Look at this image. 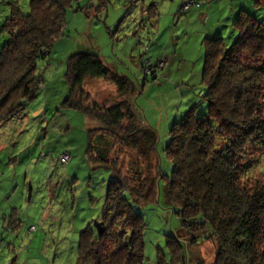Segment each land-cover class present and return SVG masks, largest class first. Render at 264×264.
Returning a JSON list of instances; mask_svg holds the SVG:
<instances>
[{
  "label": "trees",
  "instance_id": "1",
  "mask_svg": "<svg viewBox=\"0 0 264 264\" xmlns=\"http://www.w3.org/2000/svg\"><path fill=\"white\" fill-rule=\"evenodd\" d=\"M108 2L98 0V5L92 6H101L105 12ZM192 2L200 4L198 0ZM185 3L180 5L181 13L190 9H182ZM255 3L264 6V1ZM8 4L10 11L0 23V33L6 37L0 48V123L12 119L39 93L45 97L47 122L43 140L40 136L42 146L51 132V137L66 135L51 129L57 111L70 110L74 117L79 113L98 121L99 125L87 123L88 129L80 127V148L89 171L109 173L104 179L101 218L81 231L77 263L148 264L144 238L147 223L134 207L146 195L142 186L133 185L137 178L125 175V166L118 158L125 155L120 145L134 147L143 156L158 152L156 131L135 108L139 85L108 65L98 51L80 46L68 55L64 76L49 86L45 71L57 64L53 56L56 44L67 33L69 16L88 7L80 8L81 0H30L27 9L21 0H8ZM86 15L89 17L88 12ZM233 28L237 38L231 44L224 37L204 38L201 84L207 110L198 115V105L194 104L173 123L164 149L172 172L163 173L160 164L151 182L157 191L154 202L170 209L181 226L180 234H168L167 250L158 249L156 264H193L194 246L203 241L216 246L213 264H264V180H252L254 169L264 171V22L241 9ZM157 72L150 73L154 81ZM88 80L115 83L121 97L134 92V103L130 106L127 100L101 102L91 98L85 87ZM41 110L37 107L34 112ZM19 130H3L0 139L13 148ZM71 140L50 148L60 150L56 159L60 163L63 154L69 155V161L62 164L65 167L77 158L66 148ZM6 155L11 163L17 160L11 153ZM126 159L130 169L134 161ZM123 163L127 166L125 159ZM135 173L143 174L142 169ZM4 176H0V190L8 180ZM20 176L24 186L23 174ZM22 194L18 190V196ZM2 203L1 215L5 217L3 213L13 207L12 218L16 220L15 203L9 207Z\"/></svg>",
  "mask_w": 264,
  "mask_h": 264
},
{
  "label": "rangeland",
  "instance_id": "2",
  "mask_svg": "<svg viewBox=\"0 0 264 264\" xmlns=\"http://www.w3.org/2000/svg\"><path fill=\"white\" fill-rule=\"evenodd\" d=\"M29 1L21 0L25 9ZM198 2L199 5H193L192 0H109L104 12L101 6H92L98 5V0H81L80 8H88L70 14L67 33L56 44L53 61H57V64L45 71V79L50 86L64 76L70 52L82 46L98 51L108 65H113L119 73L128 75L139 85L135 108L156 131L158 152L143 156L134 147L120 145V151L125 152V155L123 153L118 158L122 167L125 166V175L137 178L133 185L142 186L143 194L146 195V199L140 198L134 207L147 223L144 238L148 264H156L158 249L167 250L168 234H180L179 219L173 216L170 209L154 202L157 191L151 182L160 164L163 173L172 172V165L164 157V149L173 123L180 121L194 104L198 105V115L207 110L201 84L203 40L205 37H224L228 44L235 41L237 36L233 22L241 9L264 22V6L256 5V0ZM182 3H185L182 7L184 11L190 8L185 13L179 11ZM9 11L8 0H0V23ZM5 39L0 33V48ZM149 62L152 65L147 66ZM154 70L158 71L155 81L150 74ZM85 85L90 97L98 101L112 98L118 102L127 100L130 106L134 103V92L118 96L119 89L111 81L88 80ZM37 107H41L43 112H34ZM44 108L45 97L39 93L12 119L0 123L1 138L3 130L20 129L15 135L17 144L13 148L7 147L0 139V146H6L0 157L3 166L0 176L5 175L8 179L4 180L5 188L0 190V206L2 202L8 203L6 207L15 203L16 208V220L12 218L13 207L3 213L5 217L0 212V264H78L80 233L102 215L107 181L104 179H107L109 172L106 169L89 171L83 149L80 148L83 134L79 129L82 125L81 116L72 118L71 122L78 129H70L65 137H51V132L42 146L41 138L43 140L47 129ZM58 123L54 120L51 123V129L55 128L56 134ZM87 123L99 125L98 121L91 118ZM67 139H72V152L77 154L75 162L73 159L69 167L56 160L60 156L59 149H50L60 146ZM8 153L17 160L11 163L6 155ZM127 157L134 161L130 169ZM124 159L127 166L123 163ZM261 161L264 168V160ZM16 169L19 171L17 177L14 175ZM141 169L145 174L143 178V174L135 173ZM256 179L264 180L263 169H254L252 180ZM30 184L32 191L29 197ZM17 187L21 194L23 192L22 197L18 196ZM33 226L36 227L35 231L31 230ZM194 247L193 264L214 263V243L203 241Z\"/></svg>",
  "mask_w": 264,
  "mask_h": 264
},
{
  "label": "crops",
  "instance_id": "3",
  "mask_svg": "<svg viewBox=\"0 0 264 264\" xmlns=\"http://www.w3.org/2000/svg\"><path fill=\"white\" fill-rule=\"evenodd\" d=\"M58 114V115H57ZM56 117H55V120L57 121V122H59L58 124H59V128L57 129L58 131L60 130H62L61 132H63V133H65L66 135L69 133V130L71 129V128H74V129H78V127H71L72 126V118H76L78 115L79 116H81V121H82V125H81V127L83 126V127H87V119L82 115V114H78L77 116H75L74 117V115L75 114H71L70 113V110H66V111H61V112H56ZM65 115H66V118H65ZM62 117V118H61ZM83 121H85V122H83ZM80 129V128H79ZM54 130H55V128H54ZM81 130V129H80ZM65 135V136H66ZM4 141V140H3ZM5 142V141H4ZM6 144V143H5ZM5 146V145H4ZM4 146H0V150L2 149V148H4ZM66 148L69 150V151H71L72 149H73V147H72V145L71 144H67L66 145ZM17 173H19V171L16 169V173H15V177H17V176H19ZM5 177V176H4ZM17 180V178H15V181ZM6 182H4V184H5ZM2 184H3V182H2ZM2 184H1V186H0V188L2 187ZM18 188V190L20 191V188L19 187H17Z\"/></svg>",
  "mask_w": 264,
  "mask_h": 264
},
{
  "label": "built area",
  "instance_id": "4",
  "mask_svg": "<svg viewBox=\"0 0 264 264\" xmlns=\"http://www.w3.org/2000/svg\"><path fill=\"white\" fill-rule=\"evenodd\" d=\"M60 161L62 164H66L68 161H69V155L67 154H63L61 157H60Z\"/></svg>",
  "mask_w": 264,
  "mask_h": 264
},
{
  "label": "water",
  "instance_id": "5",
  "mask_svg": "<svg viewBox=\"0 0 264 264\" xmlns=\"http://www.w3.org/2000/svg\"><path fill=\"white\" fill-rule=\"evenodd\" d=\"M31 191H32V185L30 184V186H29V197L31 196ZM96 225L100 229V224H96Z\"/></svg>",
  "mask_w": 264,
  "mask_h": 264
}]
</instances>
